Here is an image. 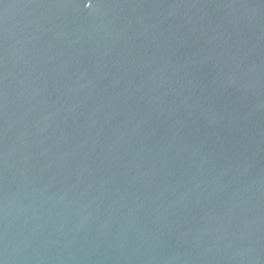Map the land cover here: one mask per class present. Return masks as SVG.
<instances>
[{"label":"water","instance_id":"95a60500","mask_svg":"<svg viewBox=\"0 0 264 264\" xmlns=\"http://www.w3.org/2000/svg\"><path fill=\"white\" fill-rule=\"evenodd\" d=\"M0 264H264V0H0Z\"/></svg>","mask_w":264,"mask_h":264}]
</instances>
